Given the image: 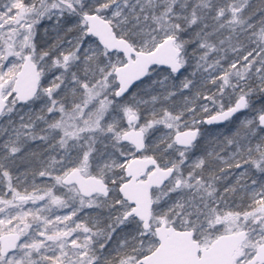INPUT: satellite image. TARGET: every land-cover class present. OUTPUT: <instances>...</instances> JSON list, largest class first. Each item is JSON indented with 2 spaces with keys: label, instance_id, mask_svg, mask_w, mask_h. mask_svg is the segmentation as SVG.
Listing matches in <instances>:
<instances>
[{
  "label": "snow or ice",
  "instance_id": "1",
  "mask_svg": "<svg viewBox=\"0 0 264 264\" xmlns=\"http://www.w3.org/2000/svg\"><path fill=\"white\" fill-rule=\"evenodd\" d=\"M0 264H264V0H0Z\"/></svg>",
  "mask_w": 264,
  "mask_h": 264
}]
</instances>
